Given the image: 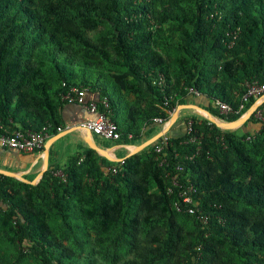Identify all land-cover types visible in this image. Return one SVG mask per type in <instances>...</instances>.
<instances>
[{"label": "trees", "instance_id": "obj_1", "mask_svg": "<svg viewBox=\"0 0 264 264\" xmlns=\"http://www.w3.org/2000/svg\"><path fill=\"white\" fill-rule=\"evenodd\" d=\"M159 74L165 89L153 84ZM253 80L264 85V0H0V136L58 135L71 105L62 95L76 86L99 94L100 111L108 99L120 142L142 144L162 130L154 119L170 118L166 98L185 105L193 88L200 107L234 122L255 103L240 110ZM216 101L234 113L221 115ZM189 119L203 135L193 161L185 134L170 136L168 168L156 142L110 178L119 163L90 147L62 169L51 163L37 185L0 175V264H264V127L254 117L238 130ZM177 165L209 224L174 207Z\"/></svg>", "mask_w": 264, "mask_h": 264}, {"label": "built area", "instance_id": "obj_2", "mask_svg": "<svg viewBox=\"0 0 264 264\" xmlns=\"http://www.w3.org/2000/svg\"><path fill=\"white\" fill-rule=\"evenodd\" d=\"M153 84L165 89L167 87V79L164 74H159L153 81ZM66 86V84H64ZM90 93V88L88 87H70L63 95L62 100L69 104H77L84 107L88 110L89 113L95 116L94 119L86 121L80 127L85 131H90L92 135H96L101 137L104 140L113 141V142H120L122 140V134L119 131L118 125L112 120L111 118V110L110 104L108 99L102 100V105L104 111L99 110V106L97 101L94 99L88 101L87 95ZM190 96L200 97L201 94L199 91L190 88L189 89ZM255 100V104L260 103L261 106L255 109L252 114V117L264 127V85L260 84L259 81L253 80L247 83V93L243 96L242 105L240 110L244 109L245 105L250 102L251 99ZM174 101V97L166 98L163 104V109L170 115L168 120H164L163 118H156L154 121L161 125L164 128L170 121L173 113L178 108L177 107L171 108V104ZM252 105V106H253ZM251 106V107H252ZM215 107L218 108L221 115H230L234 113V110L231 106L221 102L216 101ZM250 107V108H251ZM247 112V111H246ZM200 114V113H198ZM246 114V113H244ZM243 114V115H244ZM201 115V114H200ZM242 115V116H243ZM203 116V115H201ZM204 117V116H203ZM205 118V117H204ZM218 118V117H216ZM224 122H229L224 119L218 118ZM194 121L189 119L185 121L186 127V134L190 136L189 140L186 143L194 144L197 146V151L193 155H187L185 157L186 161H193L196 156H198L201 148H202V141L203 135H198L197 131L194 128ZM63 128H58V132H62ZM51 135L48 129L45 127L42 131H33V130H16L12 134L8 135H1L0 136V148L8 149V150H15L22 153H34L42 151L45 148L46 143L49 139H51ZM131 137V136H130ZM223 140V137L220 141ZM248 141L252 140V137L247 138ZM171 144V137L169 134H165L161 137L158 141V144L155 147V154L156 160L159 162V165L164 168L171 167V159L170 156L166 153L167 147ZM135 148V147H134ZM178 155L176 154L175 159H177ZM119 163L116 166H109L105 170V175L107 177L115 176L118 174L122 166L125 163V160H119ZM176 172L175 175L169 173L168 176L171 178L172 186L168 189L170 195L176 194L178 200L175 202L174 207L178 212H183L187 214H191L196 217V219L204 225L209 224L210 216L205 215L201 209L199 204L197 203L196 195H197V188L188 182L187 185L181 183L179 175L177 173L184 172L185 168L183 165H177L174 167ZM1 175V174H0ZM54 175L57 178H60L64 182L67 181V175L58 170L54 172ZM1 180V176H0ZM175 189L177 191H175ZM219 221L222 222L223 219L219 218Z\"/></svg>", "mask_w": 264, "mask_h": 264}, {"label": "crops", "instance_id": "obj_3", "mask_svg": "<svg viewBox=\"0 0 264 264\" xmlns=\"http://www.w3.org/2000/svg\"><path fill=\"white\" fill-rule=\"evenodd\" d=\"M99 98L100 97L98 93L90 92L87 95L88 101L92 99L98 101ZM185 105L206 106L207 101L202 97L190 96L188 98L187 104ZM185 110L195 111V115L198 114V111L193 108L183 109L180 112L179 120L177 122L178 124L176 123L177 125L175 124L173 126V128L170 130L172 133L169 134V136L182 137L186 134L185 120L186 118H190L192 116L187 113L183 114ZM94 118L95 116L93 114L89 113L88 110L80 105L71 104L65 106V108L62 110L64 126L61 127L63 128V131L58 133V135L63 136L50 148L48 168L52 163L54 167L62 169L68 164L71 158L86 152L88 147H90L87 143L90 136L87 134V132H85V130L81 129L80 126L86 121ZM182 118H185V120H182ZM248 130L256 132L258 131V128L256 126H250ZM91 139H93L98 147L103 150H107L111 157L117 160H125L127 157L131 156L133 150L135 149L134 147L141 145L140 143L135 145L127 141H108L102 139L99 136L97 139L96 135H93ZM45 167L46 160L44 158V151L26 154L15 150L0 148V170L22 176L24 181L15 178L19 181L28 184L34 183L37 185L43 177L42 174L45 171Z\"/></svg>", "mask_w": 264, "mask_h": 264}, {"label": "water", "instance_id": "obj_4", "mask_svg": "<svg viewBox=\"0 0 264 264\" xmlns=\"http://www.w3.org/2000/svg\"><path fill=\"white\" fill-rule=\"evenodd\" d=\"M259 106H261L260 103H257L255 105H253L246 112V114H244L237 121H234V122H224V121L216 118L208 110H206V109H204V108H202L200 106H197V105H180L175 110V112L173 113V115H172L169 123L162 129V131L160 133H158L156 136H154L153 138H151L148 141H146L143 144H141L140 146H136L131 155H134V154H137V153L143 151L144 149H146L149 146H152L153 144H155L156 142H158L161 139V137L164 136L165 134H169L170 130L178 122L180 112L183 109L193 108V109L197 110L198 113H200L201 115H203L207 120L211 121L213 124H215L217 127H219L222 130H238L241 127H243L248 122V120L251 119L253 112ZM85 132H87V134L90 136L89 140L87 141V143L89 144L90 148H92L93 150H95L96 152H98V154H100V155L106 157L107 159L111 160L112 162H118L119 161V160L114 159L113 157H111V155L109 154V152L107 150H103V149H101L100 147H98L95 144V142L93 141V139H91V137L93 135H92V133L90 131H85ZM62 136L63 135L54 136L53 138H51L50 140H48V142L46 143L45 150H44V158L46 160V167H45V171L43 172L42 176L48 170L49 156H50V152H49L50 151V148ZM0 174L6 175V176H10V177H13V178H17L19 180L24 181V179L22 178V176H20L18 174L7 173V172L1 171V170H0ZM32 184L35 185L34 183H32Z\"/></svg>", "mask_w": 264, "mask_h": 264}, {"label": "rangeland", "instance_id": "obj_5", "mask_svg": "<svg viewBox=\"0 0 264 264\" xmlns=\"http://www.w3.org/2000/svg\"><path fill=\"white\" fill-rule=\"evenodd\" d=\"M101 85L103 86V88H106L111 94H115V91H116V89H115V86L113 85V83L112 82H110V81H105V80H101ZM189 114L190 116H193V115H195V111H184L183 112V114ZM182 120H185V118H182ZM178 124V123H177ZM176 124V125H177ZM170 134L172 133V131H170L169 132ZM96 138L98 139V136H96ZM129 143H132V144H138V142L137 141H131V142H129Z\"/></svg>", "mask_w": 264, "mask_h": 264}]
</instances>
